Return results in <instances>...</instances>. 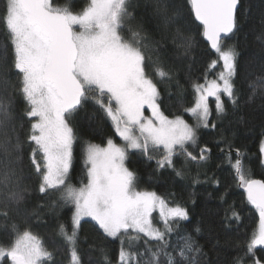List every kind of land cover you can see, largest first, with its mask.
I'll return each instance as SVG.
<instances>
[{
    "label": "snow or ice",
    "instance_id": "snow-or-ice-1",
    "mask_svg": "<svg viewBox=\"0 0 264 264\" xmlns=\"http://www.w3.org/2000/svg\"><path fill=\"white\" fill-rule=\"evenodd\" d=\"M76 2L66 0L61 6L52 0H4L0 17L6 32V42L0 44V227L15 238L7 247L0 245V264L5 259L10 264H46L53 258L37 235L20 231L11 220L10 212L24 211L31 192L24 184L31 178L24 175L25 155L34 169L37 191L59 192L65 204L74 206L71 232L65 224L58 227L70 246V264H82L76 240L84 217L94 220L108 237H123L118 264H199L203 251L191 234L176 245L168 239L181 221L189 219L188 211L180 204L170 205L154 191L138 190L136 173L126 161L130 150L152 160L150 151L162 149L157 168H171L183 178L189 164L199 167L209 160L211 149L207 144L200 146L198 129L217 127L211 120L210 98L217 117L227 112L222 97L233 107L238 103L233 80L239 54L223 42L237 28L240 0H186L218 57L210 62L209 70L222 61L215 78L205 74L202 83L191 84L194 100L183 112L194 118V125L183 115H165L157 83L147 71L151 67L161 82H172V71L165 69L159 53L173 28L171 42L177 49L187 54L193 46V37L181 27L186 18L180 0H146L145 10L150 8L161 22L159 40L149 37L137 20L140 0H88L73 11ZM176 85L182 95L178 80ZM249 89V100L258 94L264 97V71ZM89 99L111 120L123 145L111 137L106 146L87 143V183L76 187L69 182L77 139L72 121ZM146 108L150 116L145 115ZM228 149L225 155L238 186L259 216L257 228L233 264H264V259L257 258V250H264V180L248 176L239 150L232 163L231 144ZM260 152L264 154V141ZM176 157L183 158L181 168L176 167ZM157 211L162 228L153 223ZM231 218L239 219L238 213L233 211ZM225 219H229L227 212ZM130 230L135 235H129ZM141 234L146 238L143 251L139 250ZM103 264H111L106 254Z\"/></svg>",
    "mask_w": 264,
    "mask_h": 264
},
{
    "label": "trees",
    "instance_id": "trees-1",
    "mask_svg": "<svg viewBox=\"0 0 264 264\" xmlns=\"http://www.w3.org/2000/svg\"><path fill=\"white\" fill-rule=\"evenodd\" d=\"M65 2L66 0H52L54 5L62 6ZM87 2L88 0H77L72 10L79 11ZM145 2L146 0H140L137 20L143 23L144 31L149 37L159 40L160 32L157 31V26L161 22L151 15L150 8L145 10ZM180 3L186 18L181 27L193 37V46L187 54L183 49H177L171 42L173 28L159 53L165 69L172 71V82H161L155 77L151 67L147 71L157 83L161 93V110L165 115L170 118L183 115L189 124L194 125V118L183 112V108L192 106L194 100L191 84L202 83L205 74L209 79L215 78L218 70H209V64L218 57L204 41L202 27L194 20L190 5L186 0H180ZM3 9L4 0H0V17L3 15ZM236 18L237 28L234 34L223 43L225 48L232 46L239 54L237 75L233 80L238 103L233 107L227 97H222L227 112L217 117L214 100L209 102L213 110L211 120L216 122L217 127L198 129L200 146L207 144L211 149L209 160L199 167L189 164L184 168L183 178L177 177L171 168H157L156 160L161 157L162 149L150 151L154 157L152 160L140 152L130 153L127 160V167L136 173L138 190L154 191L164 197L170 205L180 204L188 211L189 219L181 221L179 228L170 233L168 239L172 245H176L182 243L183 236L191 234L203 251V255L198 256L199 264H233L235 257L242 254L259 221L258 213L247 202L246 193L238 186L234 169L225 153L231 144L232 163L235 162L239 150L248 176L264 180V165L261 164L260 152V144L264 140V97L258 94L249 100V84L264 71V0H240ZM5 37V27L0 20V44L6 42ZM177 80L183 89L182 95L181 89L176 85ZM72 124L77 139L73 145L69 182L80 187L82 182L87 183L84 164L87 143L104 146L109 137L119 140L110 119L91 99L80 109ZM222 149L224 151H221ZM182 161V157L175 158L177 168L182 167ZM22 167L25 177H31L24 181L31 192L24 211L20 214L10 212L11 220L15 221L20 231L30 230L37 235L44 247L53 254L52 260L46 264H70V246L59 235L58 227L65 224L71 232L74 206L65 204L60 199L59 192L45 195L37 191L36 176L27 155ZM197 180L198 182L194 183ZM34 211L37 215H32ZM233 211L238 213L239 219L231 218ZM226 212L229 217L227 220ZM197 226L200 228L199 232L194 231ZM160 227L163 225L160 224ZM14 238L10 231L0 227V245L7 247L12 244ZM145 239H140V251L144 249ZM149 243L155 246V242ZM120 247L121 242L108 237L97 223H81L76 249L82 264H103L104 254L109 257L111 264H118ZM133 250H136L135 247ZM257 258L264 259V251L257 250ZM3 264H9L8 260Z\"/></svg>",
    "mask_w": 264,
    "mask_h": 264
},
{
    "label": "rangeland",
    "instance_id": "rangeland-1",
    "mask_svg": "<svg viewBox=\"0 0 264 264\" xmlns=\"http://www.w3.org/2000/svg\"><path fill=\"white\" fill-rule=\"evenodd\" d=\"M218 59V58H217ZM214 70H218V72H220L221 70H222V61H218V63H217V66H216V68L214 69ZM217 72V73H218ZM211 100H214V99H212V98H210V100H209V102L211 101ZM145 115L146 116H150L151 115V112H150V110H148L147 108L145 109ZM111 121V120H110ZM111 124H112V122H111ZM194 124H195V120H194ZM113 126V125H112ZM114 128V127H113ZM115 130V129H114ZM117 138H118V140L119 141H117V140H115V139H113L118 145H123V141L117 136ZM264 141V140H263ZM104 146H106V145H104ZM134 152H139V151H132V150H130V152H129V154L130 153H134ZM262 154V153H261ZM262 160H264V154H262ZM264 165V164H263ZM126 166H127V161H126ZM153 223L155 224V225H157L158 227H160V224H162L161 223V221H160V217H159V212L157 211V212H154L153 213ZM83 221H93V222H95L94 220H92L90 217H84L82 220H81V223L83 222ZM96 223V222H95ZM81 225V224H80ZM103 231V230H102ZM129 235H135V233H133V232H131V230H130V232H129ZM141 237H143V235L141 234ZM110 238H112V239H118L120 242H121V238H123V237H119V238H113V237H110ZM126 243H127V241L125 242V246H126ZM5 260H7V259H5ZM10 264V263H9Z\"/></svg>",
    "mask_w": 264,
    "mask_h": 264
},
{
    "label": "water",
    "instance_id": "water-1",
    "mask_svg": "<svg viewBox=\"0 0 264 264\" xmlns=\"http://www.w3.org/2000/svg\"><path fill=\"white\" fill-rule=\"evenodd\" d=\"M239 7H240V4L238 5V9H239ZM238 9H237V11H238ZM194 16V15H193ZM197 22V21H196ZM197 24H199V22H197ZM202 27V26H201ZM231 36V35H230ZM229 38V37H228ZM227 38H225L224 40H226ZM204 41L206 42V44L210 47V50L212 51V52H215L213 49H211V46H210V43L204 38ZM258 180H260V179H258ZM244 191V190H243ZM258 250H262V249H258ZM262 251H264V250H262ZM9 263H10V261H8Z\"/></svg>",
    "mask_w": 264,
    "mask_h": 264
}]
</instances>
